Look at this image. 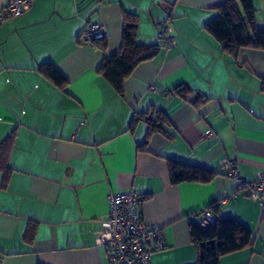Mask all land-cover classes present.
<instances>
[{
  "label": "crops",
  "instance_id": "obj_1",
  "mask_svg": "<svg viewBox=\"0 0 264 264\" xmlns=\"http://www.w3.org/2000/svg\"><path fill=\"white\" fill-rule=\"evenodd\" d=\"M227 1L34 0L0 27V145L11 137V170L0 168V264H109L97 233L109 195L128 189L164 234L152 264H197L190 224L213 203L220 217L252 231L250 246L220 264H264V215L225 169L233 161L246 181L264 174V50L233 57L208 32ZM123 10L139 14L140 43L161 45L125 81L124 97L99 72L121 49ZM91 23L108 26L106 51L83 41ZM160 23L170 26L174 46L159 38ZM49 64L65 86L45 74ZM180 85L192 92L176 94ZM158 110L171 138L155 132L143 149L149 125L132 121ZM168 159L216 175L174 184Z\"/></svg>",
  "mask_w": 264,
  "mask_h": 264
},
{
  "label": "trees",
  "instance_id": "obj_2",
  "mask_svg": "<svg viewBox=\"0 0 264 264\" xmlns=\"http://www.w3.org/2000/svg\"><path fill=\"white\" fill-rule=\"evenodd\" d=\"M123 32L121 49L105 58L99 69L104 79L124 97L125 81L136 67L145 61L152 60L159 52V44H143L138 41L139 14L123 10ZM208 32L219 42L222 49L237 57L242 48L264 50V27L258 23L255 0H228L219 7L218 16L205 26ZM106 51L107 41L96 40L93 44ZM45 74L58 86H65L66 79L53 66L46 65ZM264 89V79L262 80ZM174 92L188 96L192 90L187 85H180ZM152 118L136 115L132 121L133 128L139 119L149 125L147 140L142 146L147 148L149 137L160 132L171 138L167 126L171 125L168 116L162 111H153ZM11 137L0 145V168L11 170L8 166ZM172 183L200 182L214 179L216 173L205 167L197 166L177 159H168ZM142 201V198H141ZM214 213L216 222L203 227L198 223L190 224V238L197 248V264H220L222 256L250 246L252 231L235 218H222L218 215L220 206L213 203L208 206ZM29 230L28 237L35 231V225Z\"/></svg>",
  "mask_w": 264,
  "mask_h": 264
},
{
  "label": "built area",
  "instance_id": "obj_3",
  "mask_svg": "<svg viewBox=\"0 0 264 264\" xmlns=\"http://www.w3.org/2000/svg\"><path fill=\"white\" fill-rule=\"evenodd\" d=\"M34 0H8L0 8V27L11 20L24 15L33 5ZM158 36L168 46L176 44L171 35V28L166 23L158 25ZM110 30L103 23H91L82 33L85 43L93 45L96 40L110 39ZM226 174L238 181V186L246 194L255 199L264 215V174H260L253 181L240 178L233 161L225 163ZM109 213L102 220L98 230L97 241L108 246L109 264H152L151 257L155 252L165 248L166 242L162 228L156 224H149L140 212L141 195L134 189L112 192L108 198ZM200 225L207 227L216 222L214 213L201 208L196 213Z\"/></svg>",
  "mask_w": 264,
  "mask_h": 264
},
{
  "label": "rangeland",
  "instance_id": "obj_4",
  "mask_svg": "<svg viewBox=\"0 0 264 264\" xmlns=\"http://www.w3.org/2000/svg\"><path fill=\"white\" fill-rule=\"evenodd\" d=\"M256 8L259 23L264 27V0H256Z\"/></svg>",
  "mask_w": 264,
  "mask_h": 264
},
{
  "label": "water",
  "instance_id": "obj_5",
  "mask_svg": "<svg viewBox=\"0 0 264 264\" xmlns=\"http://www.w3.org/2000/svg\"><path fill=\"white\" fill-rule=\"evenodd\" d=\"M148 118H152V114H150Z\"/></svg>",
  "mask_w": 264,
  "mask_h": 264
}]
</instances>
